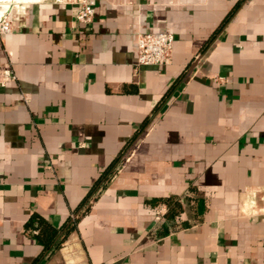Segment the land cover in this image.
<instances>
[{
    "label": "crops",
    "instance_id": "0c3cea01",
    "mask_svg": "<svg viewBox=\"0 0 264 264\" xmlns=\"http://www.w3.org/2000/svg\"><path fill=\"white\" fill-rule=\"evenodd\" d=\"M15 1L0 264H264V0H93L89 25ZM159 32L170 64L137 67L138 35Z\"/></svg>",
    "mask_w": 264,
    "mask_h": 264
},
{
    "label": "built area",
    "instance_id": "2783aa9c",
    "mask_svg": "<svg viewBox=\"0 0 264 264\" xmlns=\"http://www.w3.org/2000/svg\"><path fill=\"white\" fill-rule=\"evenodd\" d=\"M66 4L77 8L75 20L82 25H89L94 16L93 0H63ZM15 0H0V35L12 32L10 12L20 5L27 4ZM173 35L170 33H141L136 41V66L137 67H160L170 64L173 50ZM10 73L4 72V80L10 79ZM165 213L163 207L156 210L157 216Z\"/></svg>",
    "mask_w": 264,
    "mask_h": 264
},
{
    "label": "trees",
    "instance_id": "16d2710c",
    "mask_svg": "<svg viewBox=\"0 0 264 264\" xmlns=\"http://www.w3.org/2000/svg\"><path fill=\"white\" fill-rule=\"evenodd\" d=\"M116 161H118V159ZM115 170L116 168H109L105 173H103L95 183L93 190L96 189L95 191H97L101 189L104 186V184L109 180L110 176L113 175ZM34 221H37L38 229L40 230L38 234L39 240L44 244L45 248H49V246L53 244V239L55 237V230L52 227H50L47 223L39 219L33 218L31 220V224Z\"/></svg>",
    "mask_w": 264,
    "mask_h": 264
}]
</instances>
